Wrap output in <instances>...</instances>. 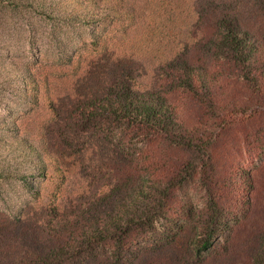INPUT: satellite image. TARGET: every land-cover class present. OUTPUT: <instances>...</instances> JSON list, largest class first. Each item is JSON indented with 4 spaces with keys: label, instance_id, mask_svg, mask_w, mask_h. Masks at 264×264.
I'll return each mask as SVG.
<instances>
[{
    "label": "trees",
    "instance_id": "16d2710c",
    "mask_svg": "<svg viewBox=\"0 0 264 264\" xmlns=\"http://www.w3.org/2000/svg\"><path fill=\"white\" fill-rule=\"evenodd\" d=\"M91 1L0 0V12L88 22L84 4ZM100 1L102 18L106 13L118 16L115 4ZM210 2H221L214 12L221 37L244 79L263 94L264 46L240 23L230 1ZM57 3L74 4L76 9L63 13ZM9 52L1 58L0 85L7 82L4 88L10 94L33 102L40 81L30 65H20ZM168 74L170 83L201 103L211 120L223 121L228 110H235L223 102L220 81L208 67L178 59L169 65ZM78 118L123 121L142 128L147 136L134 144H102L98 161V152L90 155L97 165L94 174L88 171L72 182L46 141L22 132L13 117L0 119V132L6 135L0 138V195L21 187V194L3 200L13 222L35 229L39 251L32 264H264V150L258 165L240 175L247 194L239 196L234 209L208 181L205 202L197 205L182 195L197 172L190 155L200 154L201 172H212V145L194 143L172 97L128 77L89 99ZM240 120L253 130L256 123L264 127V108ZM261 139L264 142V129Z\"/></svg>",
    "mask_w": 264,
    "mask_h": 264
},
{
    "label": "rangeland",
    "instance_id": "374dc122",
    "mask_svg": "<svg viewBox=\"0 0 264 264\" xmlns=\"http://www.w3.org/2000/svg\"><path fill=\"white\" fill-rule=\"evenodd\" d=\"M228 1L237 8L240 23L251 29L264 46V0ZM108 2L118 7V16L106 13L102 18V1L95 0L84 4L88 5V22L53 19L35 12H0V71L3 72L1 58L11 51L20 65H30L40 81V91L33 102L27 96L10 94L4 88L9 84L2 82L0 119L13 117L22 132L46 141L75 182L88 171L94 174L91 170L97 166L94 162L100 158L102 144H134L147 136L142 128L123 121L78 118L80 108L89 99L104 95L117 80L131 77L142 86L159 89L173 98L196 145L200 141L211 142L212 172L202 173L201 155H190L196 161L197 172L182 195L203 205L208 181L211 187L220 189L226 206L234 209L239 196L247 194L240 175L258 165L264 150V127L256 123L253 130L240 118L264 108V93L244 79L221 37L214 13L221 2ZM56 7L63 13L76 9L74 4L65 7L57 3ZM178 59L208 67L217 76L223 102L235 108L227 111L223 121L211 120L201 103L170 83L169 65ZM262 68L264 71V64ZM5 136L0 132V138ZM96 152L95 160L90 162V155L93 157ZM21 193V187L16 186L0 195V264H32L37 258L35 229L13 222L3 200ZM28 232L30 236L26 235Z\"/></svg>",
    "mask_w": 264,
    "mask_h": 264
}]
</instances>
